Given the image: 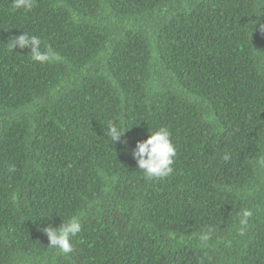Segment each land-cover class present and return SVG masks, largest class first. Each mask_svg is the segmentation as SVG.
Instances as JSON below:
<instances>
[{"label":"trees","instance_id":"obj_1","mask_svg":"<svg viewBox=\"0 0 264 264\" xmlns=\"http://www.w3.org/2000/svg\"><path fill=\"white\" fill-rule=\"evenodd\" d=\"M22 32L60 59L13 51ZM160 127L165 182L132 155ZM261 155L264 0H0V264H264ZM73 215V252L49 248Z\"/></svg>","mask_w":264,"mask_h":264},{"label":"clouds","instance_id":"obj_2","mask_svg":"<svg viewBox=\"0 0 264 264\" xmlns=\"http://www.w3.org/2000/svg\"><path fill=\"white\" fill-rule=\"evenodd\" d=\"M36 4V0H11V7L14 11H31ZM9 47L14 51L16 48L30 49L31 60L37 63H47L60 59L59 55L50 47L42 45V40L36 35L22 32L18 37L10 39ZM125 130L117 126L113 122L107 124L108 139L117 143L124 136ZM133 158L137 161L140 172L143 173L145 179L156 180L155 182H165L170 180L174 174L173 165L175 163L176 148L171 140V133L166 127H160L155 131H150L149 138L146 141L138 142L136 148L132 152ZM225 162L232 159L229 152H225L222 156ZM256 164L259 168L264 169V155L257 158ZM10 170H14L10 168ZM111 197L119 199L122 197L123 190L111 184ZM118 211V210H117ZM253 216L250 209L243 208L237 214L238 234L243 236L249 227V222ZM49 240V248L57 249L63 254L73 252L71 238L77 236L82 231V225L78 216H71L67 220L62 221L59 227L51 225L43 229ZM212 230L200 236L202 241H207L209 233Z\"/></svg>","mask_w":264,"mask_h":264},{"label":"rangeland","instance_id":"obj_3","mask_svg":"<svg viewBox=\"0 0 264 264\" xmlns=\"http://www.w3.org/2000/svg\"><path fill=\"white\" fill-rule=\"evenodd\" d=\"M10 253H11V252H9L8 255H9ZM6 260H7V261H5V260L3 259L1 263H3V264H4V263H5V264H8V262H9V258H8V256H7Z\"/></svg>","mask_w":264,"mask_h":264}]
</instances>
